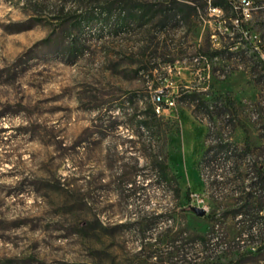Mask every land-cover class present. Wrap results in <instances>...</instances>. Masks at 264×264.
Returning a JSON list of instances; mask_svg holds the SVG:
<instances>
[{"label":"rangeland","instance_id":"obj_1","mask_svg":"<svg viewBox=\"0 0 264 264\" xmlns=\"http://www.w3.org/2000/svg\"><path fill=\"white\" fill-rule=\"evenodd\" d=\"M233 3L144 39L0 0V264H264V0Z\"/></svg>","mask_w":264,"mask_h":264},{"label":"trees","instance_id":"obj_2","mask_svg":"<svg viewBox=\"0 0 264 264\" xmlns=\"http://www.w3.org/2000/svg\"><path fill=\"white\" fill-rule=\"evenodd\" d=\"M19 5L24 12L36 22L52 21L59 23L60 31L63 33H77L83 31L84 25L100 22L111 35L130 33L138 29V35L144 39L149 37L150 31L147 27L157 25L159 27L156 37L164 33L173 32L179 23L180 28L186 32L193 31L199 19L197 5H192L195 0H8ZM213 7L233 6V0H210ZM209 6V1L204 0L201 7ZM237 19L241 27L245 26V18L240 8L236 11ZM200 20V19H199ZM175 23V24H174ZM170 27L168 28V26ZM75 38V37H74ZM248 42L252 41L247 36ZM70 53L74 54L79 49L75 39L72 42ZM216 52L214 55H217ZM204 56L207 54L204 53ZM159 120L155 108L151 107L150 115L144 118L142 126L154 133ZM154 168L164 178L170 176V169L165 159L157 157ZM260 172V184L263 185L264 178Z\"/></svg>","mask_w":264,"mask_h":264},{"label":"built area","instance_id":"obj_3","mask_svg":"<svg viewBox=\"0 0 264 264\" xmlns=\"http://www.w3.org/2000/svg\"><path fill=\"white\" fill-rule=\"evenodd\" d=\"M250 3H251V0H241V9H242V14H243L245 20L248 17H250V15L248 13V9L246 8V6H249ZM209 9L213 13H218V12H216V11H214L212 9V6L210 4V1H209ZM235 21H239V20L236 19ZM154 103L156 105L155 112L157 114H160L161 112H164L166 109L172 108L175 105L174 99L170 96L169 92H166L164 90H157V91H155V93H154ZM255 178H258V176L255 175V176L252 177V179H255ZM253 189H256V187H251V181H249V183H248V185L246 187V192L252 191ZM257 190H260V189L257 188L256 191ZM238 242L240 244L242 243L243 245H246V241L244 239L241 240V238H239L238 239ZM251 246L253 248L256 247L255 243L254 244H251Z\"/></svg>","mask_w":264,"mask_h":264},{"label":"water","instance_id":"obj_4","mask_svg":"<svg viewBox=\"0 0 264 264\" xmlns=\"http://www.w3.org/2000/svg\"><path fill=\"white\" fill-rule=\"evenodd\" d=\"M193 211L200 217H204L207 213L205 209L199 207H194Z\"/></svg>","mask_w":264,"mask_h":264},{"label":"bare ground","instance_id":"obj_5","mask_svg":"<svg viewBox=\"0 0 264 264\" xmlns=\"http://www.w3.org/2000/svg\"><path fill=\"white\" fill-rule=\"evenodd\" d=\"M212 9H213L214 11H216V12H221V10L218 9L217 7H213V6H212ZM153 101H154V96H153ZM226 164H227V166L229 165V164H228V161L226 162Z\"/></svg>","mask_w":264,"mask_h":264}]
</instances>
